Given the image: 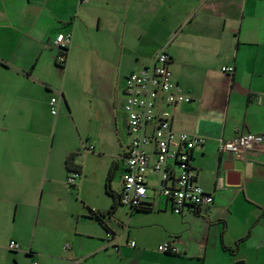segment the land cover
<instances>
[{"label":"crops","instance_id":"obj_1","mask_svg":"<svg viewBox=\"0 0 264 264\" xmlns=\"http://www.w3.org/2000/svg\"><path fill=\"white\" fill-rule=\"evenodd\" d=\"M59 32L71 34L61 65L53 45ZM73 48L93 99L101 103L97 112H103L120 146V114L128 134L122 106L126 76L150 64L160 49L167 50L173 78L190 96L170 108L172 124L205 138L190 152L197 183L213 196L204 210L187 205L175 213L168 199L152 195L151 209L144 211L103 196L105 186L101 192L91 185L99 159L109 158L112 177L120 168L121 180L119 155L130 136L114 160L95 147L81 152L82 136L92 132L82 133L76 123L77 136L50 148L40 203L57 185L65 187L68 172L77 168L81 190L73 197L80 204L67 211L70 218L66 210L49 206L31 222L45 155L42 116L52 97L46 99V93ZM223 66H232V72ZM55 93L61 95L58 111L64 104L74 112L64 92ZM12 96L17 98L13 105ZM1 112L0 264H264V141L242 157L218 151L220 139L264 132V0H0ZM8 112H20L24 121L11 126ZM28 112H39L33 126L38 145L43 141L39 154L28 142V118L33 119ZM101 174L104 182L106 174ZM148 179L157 183L152 173ZM112 190L117 194L120 187ZM91 211L104 212V222ZM10 239L19 243L17 250L8 248ZM164 240L178 251H159Z\"/></svg>","mask_w":264,"mask_h":264},{"label":"built area","instance_id":"obj_2","mask_svg":"<svg viewBox=\"0 0 264 264\" xmlns=\"http://www.w3.org/2000/svg\"><path fill=\"white\" fill-rule=\"evenodd\" d=\"M70 32H59L53 45L57 48L56 62L62 64L66 57V48L70 42ZM170 55L166 49H160L152 62L126 76L123 90V109L126 113L127 130L130 141L126 150L119 155L124 162V171L120 180L119 201L130 207L150 205L152 195H161L171 202V209L180 213L190 205L196 210H204L212 203L213 196L196 181L195 171L190 164L191 149L204 142V137L177 130L172 124L171 107L190 96L182 91L173 78L169 67ZM223 70L232 72V66H223ZM58 96L49 99L50 112L58 111ZM264 141V132L240 133L230 139H220L218 151L230 152L242 157L246 150ZM87 151L94 149L93 144L82 142ZM152 173L157 183L148 179ZM82 175L80 169L69 171L66 183L77 186ZM106 236L112 238V232ZM131 245L135 242L130 240ZM69 243L64 244L67 248ZM19 243L10 239L8 248L17 250ZM161 252L175 253L176 245L164 240L157 245ZM30 264H37L35 261Z\"/></svg>","mask_w":264,"mask_h":264},{"label":"rangeland","instance_id":"obj_3","mask_svg":"<svg viewBox=\"0 0 264 264\" xmlns=\"http://www.w3.org/2000/svg\"><path fill=\"white\" fill-rule=\"evenodd\" d=\"M69 57V62H67L64 71H61L60 73H57L54 77V80L52 81L51 87L52 89L49 90L48 97L46 99H49L51 96L56 95L55 91L57 89L64 92L65 96H67L69 102L73 106L74 112H68L66 106L63 104L62 109L65 110V112H62V109H59L56 116L52 115L50 113V109L48 114L44 113L42 116V123L44 126L47 127V135L43 138L44 140V146H45V155L43 158V162L41 164L42 168V176L40 182L38 181V189L36 191V197H37V205L35 209L34 218H32V221H34L35 217L38 214V210L42 213L44 207H53L55 210H66V217L70 218V215H68V210L70 208H73L74 206H78L79 202H74V197H76V192H80L81 188L76 187L72 188L68 186V184L65 182V187L61 185H57L56 192L55 193H47L44 194V196L41 199L40 203V197L42 193V186L45 181V184L47 185V180L44 179V172L47 166V160H48V154L50 151V148L53 146V148L61 143L70 142L72 138L76 135L77 136V128L76 123L80 126V129L83 132H92L88 136H82V141L86 144H93L95 149V152L103 153V154H111L114 157L117 158L119 153H121V150L123 147H125L127 141L129 140V136L125 130V126L123 124V115L120 114L119 119H117V129L121 133V140L123 141L121 146L115 136H113L111 127L107 126L104 122L105 117L103 115V112H97L98 108L100 106V109L102 108L101 103L100 105L96 104V101L93 99L92 96V85L89 81L88 74H85V68L83 66L82 61H79L78 57V50L77 49H71ZM36 91L33 92V95L35 96ZM45 93L43 95H46ZM92 99V100H91ZM17 98L11 97L10 102L11 105L15 103ZM29 101V98L28 100ZM21 104V102H20ZM61 110V111H60ZM4 112H1L2 115ZM20 112H8V123H10L11 126H14L17 124H20L24 121L19 115ZM25 113V112H24ZM33 115L32 121H29L30 118H28L29 127L31 129V134L28 135V142H30V145L35 146L36 149H34V153L39 154L38 146L43 141L36 140L35 134L33 132V126L34 124V116L35 120L37 121L39 118L37 117L39 112H28ZM27 114V113H26ZM19 116V117H18ZM28 117V116H27ZM26 117V119H27ZM75 117V121L74 118ZM82 125V126H81ZM82 127V128H81ZM83 135V134H82ZM98 139V142L96 141ZM82 141H80L81 152L83 150H86L82 146ZM34 144V145H33ZM121 148V149H120ZM33 150V149H32ZM76 151V149H75ZM87 151V150H86ZM98 159V158H97ZM111 162L109 161L108 157H104L103 159H99V173H97L96 176L91 178V185L95 188H100L101 192H103V186H105V180L104 182H101L103 179L102 174L105 173L107 175L108 170L110 169ZM120 164H123V161L120 159ZM120 168L117 167L115 170V174L111 179V183L113 186H111L112 189H119L120 187ZM99 179V180H98ZM66 186L68 190L66 189ZM87 187V186H86ZM83 190L82 197L85 195V190ZM72 188V189H71ZM69 190H72L71 192ZM106 193H102L103 196H106L109 198V193L104 190ZM74 196V197H73ZM79 197L80 194H79ZM63 212V211H62ZM9 238L6 239V241ZM3 242V240H2Z\"/></svg>","mask_w":264,"mask_h":264},{"label":"trees","instance_id":"obj_4","mask_svg":"<svg viewBox=\"0 0 264 264\" xmlns=\"http://www.w3.org/2000/svg\"><path fill=\"white\" fill-rule=\"evenodd\" d=\"M66 49H67V48H66ZM66 49H65V50H66ZM70 158H71L70 155L66 156V158H65V165L68 166V168H69V160H70ZM75 169H77V168H75ZM73 170H74V169H73ZM111 179H112V168H110V169L108 170V173H107V175H106L105 189H106V191H107V192H108L113 198L117 197L118 200H119V193L116 194V192H114V191L112 190L111 186H110V181H111ZM113 207H114V203L111 204L110 209L108 210V212H110L111 209H112ZM134 208H137V209H140V210H144V211H146V210L151 209V206H150V205H143V206H140V207H134ZM91 212L95 215L96 218H98V220L104 222V220H103L104 212H99V211H91ZM107 231H111V230H107ZM111 232H112V231H111ZM168 253H170V252H168ZM175 253H176V252H175Z\"/></svg>","mask_w":264,"mask_h":264},{"label":"water","instance_id":"obj_5","mask_svg":"<svg viewBox=\"0 0 264 264\" xmlns=\"http://www.w3.org/2000/svg\"><path fill=\"white\" fill-rule=\"evenodd\" d=\"M229 158H230V156H229ZM234 163L237 165V164H240V163H242V161H240V160H237V162H236V160L234 161Z\"/></svg>","mask_w":264,"mask_h":264}]
</instances>
